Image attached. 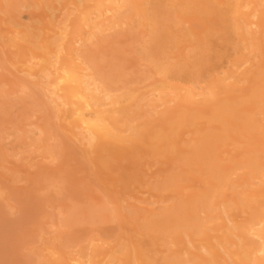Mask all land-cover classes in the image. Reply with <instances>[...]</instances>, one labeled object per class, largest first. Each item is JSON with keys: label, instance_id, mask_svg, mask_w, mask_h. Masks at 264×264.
Wrapping results in <instances>:
<instances>
[{"label": "rangeland", "instance_id": "obj_1", "mask_svg": "<svg viewBox=\"0 0 264 264\" xmlns=\"http://www.w3.org/2000/svg\"><path fill=\"white\" fill-rule=\"evenodd\" d=\"M125 1L0 0V264H253L264 255V169L249 160L264 163V94L250 100L264 85V0H208L206 13L187 11L200 0H137L133 12ZM65 60L100 98L83 112L112 111L119 140L92 139L75 114L83 98L56 91ZM209 96L249 121L214 120Z\"/></svg>", "mask_w": 264, "mask_h": 264}, {"label": "bare ground", "instance_id": "obj_2", "mask_svg": "<svg viewBox=\"0 0 264 264\" xmlns=\"http://www.w3.org/2000/svg\"><path fill=\"white\" fill-rule=\"evenodd\" d=\"M47 1V0H46ZM98 1V3H100V0H96V2ZM137 0H135V2H133V6H132V0H131V2H126L125 1V4L127 5V4H129V7H130V3H131V6H132V12H133V10H135V8H140L139 10H141V6L140 7H138L139 6V3L138 2H136ZM140 1V0H139ZM162 1V0H161ZM170 1V0H169ZM172 2L174 1V3H173V7L172 8H174V7H176V6H174L175 5V3L176 4H178V6L180 7L181 5H179V3H181L182 4V1L183 0H171ZM108 2H115V0H108ZM124 2V1H123ZM146 2V1H145ZM171 2V3H172ZM200 2V3H199ZM208 2V0H200V1H198V3L196 4H194V5H196L197 7L195 8V6H194V8L192 7V8H190L189 7V9L187 10V11H189L190 9H192L193 11H195V12H197L196 10H198L199 11V9H202L203 7H205L206 6V3ZM98 3H97V6H98ZM137 3H138V5H137ZM159 3V0H155V5L157 6L156 7V9L158 8V4ZM45 4V3H44ZM183 5V4H182ZM203 5V6H202ZM96 6V7H97ZM136 6V7H135ZM159 6H160V3H159ZM172 6V5H171ZM202 6V8H200V7ZM45 7H46V5H45ZM49 7V6H48ZM99 7V6H98ZM135 7V8H134ZM179 7H176V8H179ZM187 7V6H186ZM47 8V7H46ZM145 8V7H144ZM175 8V9H176ZM183 8H185V7H183ZM159 9V8H158ZM179 9H181V7L179 8ZM204 9V8H203ZM203 9H202V11L201 12H203ZM208 9H210V7L208 8ZM207 8L204 10V11H207L208 10ZM130 10H131V8H130ZM129 10V11H130ZM144 10V9H143ZM161 10V9H160ZM186 10V9H185ZM214 11V8L213 9H211V11ZM186 11V12H187ZM192 11V12H193ZM210 11V12H211ZM212 11V12H213ZM217 11V14L215 13ZM227 11V10H226ZM166 12V11H165ZM201 12H198L197 14H201ZM207 12H209V11H207ZM203 13H206V12H203ZM214 13H215V18L217 19L218 18V20H220L222 23H224V25H223V27L222 28H224V33H229L231 30H236V29H234L235 27H236V25L237 24H234L235 25V27H233L232 25H230V23H229V20H231V19H229V18H227V16L225 15V12H221V10L219 9H215V11H214ZM140 14V13H139ZM155 14V13H154ZM163 14V13H162ZM191 14V13H190ZM189 14V15H190ZM243 14V13H242ZM241 14V16H243ZM156 15V14H155ZM193 15V14H192ZM238 15V14H237ZM239 15H240V13H239ZM136 16V15H135ZM145 16V15H144ZM146 16H147V14H146ZM156 16H161V11H159L158 10V13H157V15ZM156 16H153L152 17V19L154 20L155 19V21L157 22V19H156ZM245 16V15H244ZM158 17V18H159ZM182 17H183V15H182ZM95 18V17H94ZM148 18V17H147ZM167 18V17H166ZM242 18V17H241ZM82 19L84 20V23H85V20H86V23H87V20H89L88 18H86L85 16H84V18L82 17ZM82 19H81V23L83 22L82 21ZM144 19V18H143ZM146 19V18H145ZM160 20V19H159ZM168 20V19H167ZM236 20V19H235ZM150 21H152L151 20V18H150ZM170 21V20H169ZM80 22V21H79ZM78 22V23H79ZM168 22V21H167ZM171 22V21H170ZM216 22H218V21H216ZM232 22V21H231ZM236 21H234V23H235ZM77 23V24H78ZM147 23V22H146ZM164 23V22H163ZM264 23V22H263ZM77 24H76V26H77ZM98 24V23H97ZM101 24V23H100ZM173 24V23H172ZM88 25V24H87ZM149 25V24H148ZM168 25V24H167ZM264 25V24H263ZM79 26V25H78ZM77 26V27H78ZM77 27H75L76 29H77ZM163 27V26H162ZM161 27V28H162ZM170 27V26H169ZM64 28V27H63ZM74 28V30L76 31V29ZM79 28H80V26H79ZM78 28V29H79ZM99 28V27H98ZM165 28H166V26H165ZM237 28V27H236ZM96 29V28H95ZM164 29V28H163ZM74 30H73V32H74ZM156 30H157V33H156ZM166 30V29H165ZM248 30V29H247ZM220 31H222V30H220ZM76 32H78V31H76ZM155 33H156V35H154V37L152 38V40H151V42L149 43L150 44V48H151V50H155V49H159L162 45H161V43L159 42V39L161 38H165V37H163V33H162V30L159 28V30H158V28L157 29H155V31H154ZM231 32H233V31H231ZM230 32V33H231ZM245 32V31H244ZM153 33V32H152ZM234 33V32H233ZM232 33V34H233ZM237 33V32H236ZM245 33H247V32H245ZM249 33V32H248ZM65 34V33H64ZM93 34V33H92ZM29 36H33V35H29ZM34 36H35V34H34ZM33 36V37H34ZM225 36V35H224ZM31 39V38H30ZM80 40V39H79ZM81 42V41H80ZM203 44V43H202ZM79 47V46H78ZM197 48V47H196ZM72 49V48H71ZM77 49V48H76ZM58 53V52H57ZM148 53V52H147ZM147 55V54H146ZM44 60V59H43ZM90 61V60H89ZM182 64L183 63H181V62H178V63H176L175 65H176V67H174L173 69L174 70H176V68L177 69H179V68H181L182 67ZM174 65V66H175ZM159 66V65H158ZM79 69H81V68H79ZM60 70H61V72H59V73H56L57 74V77L55 76V81H54V85L56 86V91H58V89H62V88H65V89H67V88H69V87H67V85H69V86H72V87H70L69 88V93H67L66 94V96H65V99H70L71 100V98H83V104H75V105H77V109L75 110L76 112H75V114H77V116H78V118H77V121H78V123H80L81 125H84V128L89 132V134H94L95 136H93L92 135V139L93 138H95V137H97L98 135H104V137L105 136H109V137H112L113 139H114V137H116V135L114 136V133H112V131L110 130V127H108V125H106L105 124V120H110V123H111V126H114V124L115 123H118V120L112 115V111H101V110H99V111H97V112H94L95 114L93 115V117L92 116H86V114L83 112V110H84V108H88V107H92V106H97L99 103H100V98H98L96 95L97 94H94L92 91L93 90H90L89 88H87L88 87V85H89V81L90 80H88V79H85L86 77L84 76V75H82V74H79L78 73V71H76V70H78V69H75V68H73V66H71L70 65V61L69 60H65V62H64V64L61 66V68H60ZM41 71H44V67H43V69L41 70ZM106 76V75H105ZM105 76H103V78L105 77ZM85 77V78H84ZM88 77V76H87ZM102 77H101V79H103ZM106 78V77H105ZM105 80H107V82H109L108 80H109V78L108 79H105ZM262 81L264 82V79H262ZM69 82V83H68ZM106 82V83H107ZM61 83L62 84H64V83H66L67 85L66 86H64V85H62V87H61ZM73 85H72V84ZM83 84H84V86H83ZM103 84V83H102ZM106 85V84H105ZM102 86V85H101ZM262 87H264V85L262 84L260 87H258L256 90H254V92H252V95H251V99L250 100H252V99H255V98H260V96L261 95H263L264 94V88H262ZM102 88V87H101ZM262 88V89H261ZM95 92V91H94ZM186 96L187 97H183L182 98V100L183 101H185V102H191L190 100H191V92L190 91H188L187 92V94H186ZM59 96H57V98H58ZM264 97V96H263ZM212 97L211 96H209L208 98H206V103L208 104V105H212V109H213V112L211 113V116H213V119L214 120H216V121H219L220 123H222V124H227V123H230V124H234V123H237V124H239L240 123V125H242V124H244L245 122L247 123L249 120L247 119H244V118H237L238 116H234V114L236 113V109H237V107H236V105H237V103L235 104L234 102H229V101H219V102H217V103H215V104H210L208 101H210V99H211ZM69 100V101H70ZM82 102H80V103H82ZM245 102V101H244ZM74 103V102H73ZM115 113H116V111H114ZM117 112L120 114V113H122V114H124L125 116L127 115V113H128V111L126 110V107H123L122 106V108H119L118 110H117ZM90 114V113H89ZM196 116L195 117H198L197 115L198 114H195ZM194 115H193V113L191 112V111H189L188 109H186L185 111H182V113L180 114V117H182L183 118V121H185L186 120V122L187 121H189V122H192L194 119L192 118ZM226 116H230V117H228V118H232V119H230L229 121H228V119H226L225 117ZM192 119V121H190ZM212 119V118H211ZM226 119V120H225ZM240 120V121H239ZM238 121V122H237ZM242 123V124H241ZM240 125H238V126H240ZM115 128V127H114ZM235 129V128H234ZM138 132V131H137ZM136 133V132H135ZM97 135V136H96ZM153 136H155L156 138H158L159 140L160 139H164L165 137L166 138H168V135L167 134H164V133H159V134H155V135H153ZM152 136V137H153ZM164 137V138H163ZM117 138V137H116ZM117 140H119L118 138H117ZM120 140H122V139H120ZM124 140V139H123ZM91 142H92V140H91ZM109 142H111V141H109ZM203 155V154H202ZM257 156V157H256ZM256 156H254L253 158H249V160H250V166H253V169H254V171H256V170H258V169H264V163L263 162H258V161H256L257 160V158H258V156L259 155H256ZM260 158V157H259ZM260 159H262V158H260ZM256 162H258V163H256ZM261 171H263V170H261ZM251 173H252V171H250ZM260 171H257V173H259ZM222 179V178H221ZM221 179H219V180H221ZM223 179H224V177H223ZM218 180V179H217ZM225 180V179H224ZM223 180V181H224ZM227 180H225L224 182H226ZM219 183V182H218ZM222 183V181L220 182V184ZM211 195V194H210ZM209 202V201H208ZM250 202V201H249ZM205 203H207L206 202V200H205ZM210 203V202H209ZM212 203V202H211ZM182 213V212H181ZM254 213L256 214V215H258V217L259 218H261L262 216L260 215V212H255L254 211ZM189 216H191L190 214H188ZM261 216V217H260ZM187 217V216H186ZM185 217V218H186ZM257 216H256V218H258ZM190 218V217H189ZM193 218V217H192ZM255 218V219H256ZM170 219V218H169ZM262 219V222L264 223V219H263V217L261 218ZM261 219H259V220H261ZM187 220V219H186ZM256 221V223L260 226V222H258V220H255ZM165 223V222H164ZM255 223V224H256ZM262 223V224H263ZM261 224V225H262ZM197 226V225H196ZM199 226V225H198ZM259 228V227H258ZM252 229V228H251ZM241 232V231H240ZM245 232V231H244ZM256 233V232H255ZM244 235V234H243ZM257 235L261 238V242H262V240H263V242H262V246H261V253L263 254V252H264V224L262 225V226H260V228L257 230ZM240 236H242V235H240ZM225 238V237H224ZM225 239H227V238H225ZM244 239V238H243ZM247 239V238H246ZM245 240V239H244ZM223 241L225 242V240L223 239ZM263 251V252H262ZM245 255V254H244ZM256 259V258H255ZM254 260V259H253ZM144 261V263L145 264H147L146 262H145V260H143ZM148 261V260H147ZM253 264H264V255H261V257L260 258H258V259H256L255 260V262L253 263Z\"/></svg>", "mask_w": 264, "mask_h": 264}]
</instances>
